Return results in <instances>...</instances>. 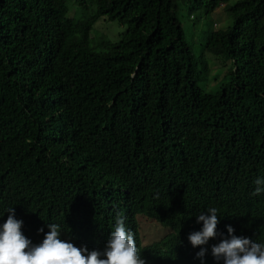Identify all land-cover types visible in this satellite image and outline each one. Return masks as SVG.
I'll use <instances>...</instances> for the list:
<instances>
[{"label": "trees", "instance_id": "trees-1", "mask_svg": "<svg viewBox=\"0 0 264 264\" xmlns=\"http://www.w3.org/2000/svg\"><path fill=\"white\" fill-rule=\"evenodd\" d=\"M229 1L0 0V226L14 208L33 245L56 223L103 252L122 214L145 264H224L212 246L229 225L264 243V0ZM182 8L231 18L203 45L232 64L213 92ZM100 19L118 40L91 38ZM212 207L218 235L193 247ZM139 216L167 233L143 244Z\"/></svg>", "mask_w": 264, "mask_h": 264}, {"label": "clouds", "instance_id": "clouds-1", "mask_svg": "<svg viewBox=\"0 0 264 264\" xmlns=\"http://www.w3.org/2000/svg\"><path fill=\"white\" fill-rule=\"evenodd\" d=\"M254 183L253 195L264 193V178H257ZM7 212L10 215L0 226V264H145L134 234L126 228L122 214H117L114 230L101 252L89 251L87 246L77 247L63 240L60 225L56 223H48L50 230L43 241L33 245L22 232L23 221L15 218L14 208ZM207 213L197 217L198 223L203 222L202 230L188 237L193 247L206 245L218 235V209L209 208ZM39 231L44 232V229ZM206 252V248H201L196 255L203 260ZM212 255L217 261L223 260L224 264H264V243L235 235L234 228L229 225L228 237L212 246Z\"/></svg>", "mask_w": 264, "mask_h": 264}, {"label": "rangeland", "instance_id": "rangeland-1", "mask_svg": "<svg viewBox=\"0 0 264 264\" xmlns=\"http://www.w3.org/2000/svg\"><path fill=\"white\" fill-rule=\"evenodd\" d=\"M238 0H230L228 5H232ZM75 7H71L68 16L72 17ZM182 26L185 30V40L192 49L194 55L198 59V72L200 73V86L206 92H213L224 82V77L232 69L231 61H227L222 57H216L203 49L205 39L209 32L216 30H226L232 24L229 15L222 9L218 8L208 16L204 15L202 10L193 13V19L189 20L185 16V10L179 14ZM125 30L124 26H120L116 22H109L105 19L98 20L90 33L91 38L96 41L105 38L112 42L119 39V35ZM205 63L209 72L206 76L201 73V68ZM139 232L143 244H149L159 240L168 230L159 224L145 217L139 216Z\"/></svg>", "mask_w": 264, "mask_h": 264}]
</instances>
